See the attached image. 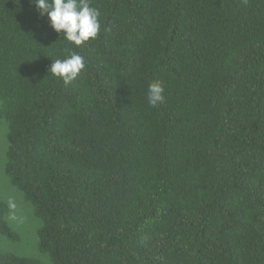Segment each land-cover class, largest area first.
Segmentation results:
<instances>
[{"label":"trees","instance_id":"obj_1","mask_svg":"<svg viewBox=\"0 0 264 264\" xmlns=\"http://www.w3.org/2000/svg\"><path fill=\"white\" fill-rule=\"evenodd\" d=\"M64 40L0 0L6 174L53 264H264V0H90ZM85 68L70 83L53 60ZM53 59V60H52ZM164 101L147 100L149 84ZM0 201V234L17 241ZM0 264H42L0 249Z\"/></svg>","mask_w":264,"mask_h":264},{"label":"clouds","instance_id":"obj_2","mask_svg":"<svg viewBox=\"0 0 264 264\" xmlns=\"http://www.w3.org/2000/svg\"><path fill=\"white\" fill-rule=\"evenodd\" d=\"M30 2L42 16L46 15L49 18L54 31L62 32L63 39L76 46H83L95 39L101 30V12L91 5L90 0H30ZM84 68V57L72 52L64 59L53 60L49 72L62 78L65 83H70ZM164 99L162 82L150 83L147 95L149 105L156 107ZM9 207L15 209L16 204L9 200Z\"/></svg>","mask_w":264,"mask_h":264},{"label":"rangeland","instance_id":"obj_3","mask_svg":"<svg viewBox=\"0 0 264 264\" xmlns=\"http://www.w3.org/2000/svg\"><path fill=\"white\" fill-rule=\"evenodd\" d=\"M7 133L8 125L0 119V201L9 204V200H12L16 204L15 209H11L7 220L20 239L13 241L0 234V249L23 257L36 258L42 264H53L49 255L42 253L39 249L38 230L41 227V221L36 218L32 205L26 202L20 191L11 186L7 177L9 147Z\"/></svg>","mask_w":264,"mask_h":264}]
</instances>
